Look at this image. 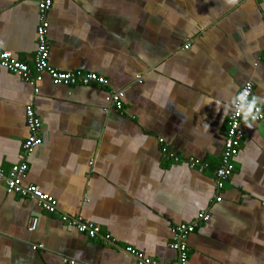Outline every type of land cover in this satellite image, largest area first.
I'll list each match as a JSON object with an SVG mask.
<instances>
[{
	"label": "crops",
	"instance_id": "1",
	"mask_svg": "<svg viewBox=\"0 0 264 264\" xmlns=\"http://www.w3.org/2000/svg\"><path fill=\"white\" fill-rule=\"evenodd\" d=\"M40 16L35 0H0V52L31 64ZM46 17L48 64L107 85L54 86L43 75L34 93L0 68V264H138L129 248L147 264H172V230L196 222L186 264H264V121L243 124L214 200L240 88L250 82V103L264 107V0H52ZM120 91L116 110L109 95ZM28 106L43 143L20 184L55 200L56 214L6 191L29 137Z\"/></svg>",
	"mask_w": 264,
	"mask_h": 264
},
{
	"label": "built area",
	"instance_id": "2",
	"mask_svg": "<svg viewBox=\"0 0 264 264\" xmlns=\"http://www.w3.org/2000/svg\"><path fill=\"white\" fill-rule=\"evenodd\" d=\"M38 11L40 13L39 24L36 31L37 48L33 56L31 64L17 61L9 52H0V68L24 79L34 87V93L38 92L36 84L42 80L43 75H47L54 86H89L99 85L106 86L107 81L94 73L81 72H62L53 69L48 64V41L46 38L48 30L47 11L51 8L52 0H35ZM189 48V44L183 47ZM253 87L250 82L245 83L239 91L237 99L232 105L231 114L228 117L226 137L224 141L223 150L221 153L219 165L214 171V185L217 191L215 202H220L222 197L219 193L223 190L226 181L231 177L234 170L233 162L239 153L240 143L243 139V124L255 123L264 121V107L250 103ZM110 106L116 110H121L123 92H115L109 95ZM26 119L29 130V137L22 146L20 161L15 164L5 178V187L8 194H17L21 198H27L38 203L40 208L48 214L57 213L56 201L50 196L42 193L35 186H21V179L25 176L27 171V157L43 143L39 135L40 121L34 115L30 106L26 109ZM163 154L168 159H173L174 162H179L178 158L172 154L166 153L163 149ZM190 168L199 166V163L193 158L187 160ZM209 214L200 212L197 216V221L207 222ZM61 221L66 225L74 228L78 233L86 234L89 238L94 239L98 236L99 229L92 223L83 222L80 217H69L61 215ZM38 226V218L33 217L30 220L29 231H35ZM197 226V222L189 225H179L172 230V245L171 248L176 254L175 260L172 264H186L188 259V248L186 241L188 235L193 233ZM42 248L41 246H34L32 250ZM131 253L138 264H147L143 259L141 253L132 251L130 248L125 250ZM63 264H77L74 260L66 258L62 259Z\"/></svg>",
	"mask_w": 264,
	"mask_h": 264
}]
</instances>
